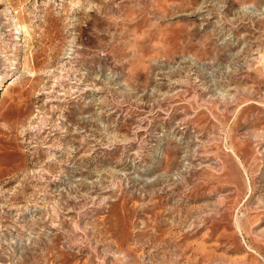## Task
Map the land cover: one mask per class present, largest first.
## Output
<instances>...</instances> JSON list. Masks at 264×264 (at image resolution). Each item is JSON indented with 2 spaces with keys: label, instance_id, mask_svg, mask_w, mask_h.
Listing matches in <instances>:
<instances>
[{
  "label": "rangeland",
  "instance_id": "374dc122",
  "mask_svg": "<svg viewBox=\"0 0 264 264\" xmlns=\"http://www.w3.org/2000/svg\"><path fill=\"white\" fill-rule=\"evenodd\" d=\"M0 264H264V0H0Z\"/></svg>",
  "mask_w": 264,
  "mask_h": 264
}]
</instances>
